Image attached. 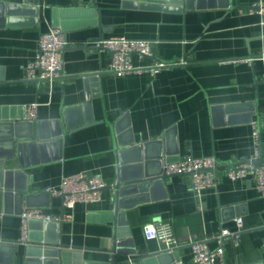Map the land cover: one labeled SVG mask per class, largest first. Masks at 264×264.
<instances>
[{
	"label": "crops",
	"instance_id": "1",
	"mask_svg": "<svg viewBox=\"0 0 264 264\" xmlns=\"http://www.w3.org/2000/svg\"><path fill=\"white\" fill-rule=\"evenodd\" d=\"M10 1L17 5H0V116L23 117L28 123V103H39L34 137L21 140V151L16 148L17 157L27 164L20 183L37 194L80 172L100 173L108 183L100 201L77 203L73 210L63 206L60 196L35 198L45 202L39 207L47 213H73L72 220L63 221L62 232L56 223L47 231L51 243L62 233L63 264L110 262L115 233L118 240L131 238L139 253L161 252L163 244L146 238L145 225L167 220L181 244L174 251L176 259L195 264L189 239L209 238L215 247L213 236L222 227L235 229L239 217L244 231L238 244H227V263L264 264V196L251 176L231 179L223 169L253 156V119L261 122L264 158V27L260 15L248 10L260 0H190L189 7L187 0L180 7L166 0ZM94 2L99 10L95 17L84 9ZM35 5L40 6L39 15L27 8ZM63 8L70 15L63 75L52 81L26 80L25 66L37 54L41 33L54 26ZM112 35L151 41L153 56L134 53V65L183 62L156 73L110 72V52L99 42L100 36ZM86 74L93 75L90 82ZM88 97L89 106L75 107L86 104ZM65 108H72L66 116ZM124 112L129 115L123 127L132 131L122 140L132 135L136 142L148 143L145 153L163 154L153 160V172H162L166 161L214 156L220 167L217 186L196 193L191 175L176 174L125 199L126 208L115 220V190L108 187L114 183L116 165L110 124ZM88 117L96 121L76 127ZM68 124L75 128L66 130ZM10 129L0 126V147L11 144ZM25 208L30 207L13 197L0 211V243L19 245L16 261L25 246L20 216ZM38 225L29 224V235L43 238ZM3 250V257L11 256V248ZM134 257L117 255L120 261L130 260L125 264H132Z\"/></svg>",
	"mask_w": 264,
	"mask_h": 264
},
{
	"label": "built area",
	"instance_id": "2",
	"mask_svg": "<svg viewBox=\"0 0 264 264\" xmlns=\"http://www.w3.org/2000/svg\"><path fill=\"white\" fill-rule=\"evenodd\" d=\"M249 13L260 15V24L264 27V1L260 0L251 4ZM99 44L109 50L110 60L107 70L118 74L152 70L156 73L163 67H170L183 61L167 62L159 60L150 66L134 65L133 55L139 54L143 57L153 56L151 41L148 39L130 38L125 35H112L104 38ZM70 45L66 32L60 26H50L49 31L42 32L36 56L25 66L24 78L26 80H48L52 81L63 75V53ZM264 55V53H263ZM251 60V59H248ZM38 102L28 103L25 119L34 121L38 115ZM253 140L255 152L249 159L240 160L225 166L224 171L231 179L246 178L251 176L257 191L264 196V162L256 164L255 161L262 157L261 151V122L252 120ZM220 169L219 162L214 156L189 155L174 162H167L163 166V174L171 177L176 174H188L192 178V189L201 193L207 188L217 186V172ZM108 183L100 173L80 172L62 177L57 187L50 186L46 190L53 196L62 197L63 206L73 210L77 203H94L103 197V190ZM22 220V241L29 237V222L41 220L43 222L70 221L73 218L71 211L61 215L45 212L41 207L25 208L20 214ZM236 228L222 227L213 236L216 246L209 244V238H190L189 245L193 254L195 264H228L226 260L227 244L234 242L238 244L244 231L245 222L242 217L236 218ZM145 236L154 239L162 245V251L174 252L181 244L176 235L174 225L171 221H159L145 225ZM174 264H184L182 259H176Z\"/></svg>",
	"mask_w": 264,
	"mask_h": 264
},
{
	"label": "water",
	"instance_id": "3",
	"mask_svg": "<svg viewBox=\"0 0 264 264\" xmlns=\"http://www.w3.org/2000/svg\"><path fill=\"white\" fill-rule=\"evenodd\" d=\"M185 0H166L167 3L172 5H176L177 7L182 6ZM187 0V7L188 6ZM137 3V2H136ZM146 3V2H144ZM0 5L6 6H14L17 5L10 0H0ZM19 5V4H18ZM93 7L84 8L85 10H89L94 17L95 12L99 10L94 2ZM141 5H145L141 3ZM33 12L40 13V6L35 5L33 7H27ZM66 8L59 10V19L55 20L54 26H60L64 31L69 29L70 26L67 24V18L70 17L67 14ZM80 9V8H79ZM82 9V10H84ZM73 10V9H72ZM94 24H99V20L94 18ZM101 30L103 28L102 23L99 24ZM100 39L103 40V36H100ZM68 48V47H67ZM66 48V49H67ZM65 49V50H66ZM64 50V51H65ZM93 75L86 74L85 80L87 82L91 81V77ZM91 98L88 97L86 104H81L77 107H87L91 104ZM74 107V108H75ZM72 108H65V116L66 112ZM128 112H124L122 117L115 123H111L110 126L113 130V134L115 139L114 145V153L116 156V165H115V180L111 187L115 190L114 195V206L111 210L112 215L115 220L120 219L122 214L121 209L126 206L123 204L125 199H132L135 194L139 192H145V190L156 183H163L166 181L167 176L162 172H153L151 170V165L153 164V160H156L159 157H163V154L158 156H151L148 153H145V148L147 147L146 142H136L135 138L132 137L126 141H123L122 136H125L128 132L130 133L132 130L129 127H123V121L128 118ZM23 117H15L4 114L0 116V126H4L7 130L10 127L9 133L10 136L14 135L13 140H11V144H8L7 147H0V211L3 210V205L7 207L9 202L13 197L18 199L20 202H26L27 207H39L43 206L44 203L39 201L36 202L35 198H40L41 196L49 194L47 190H43L41 192L32 193L27 191V187L25 184L20 183V179L23 178L26 174V163L21 159L20 154L16 153V148L19 151L22 149V145L25 143L21 141L22 139H32L34 137L33 131V121H28L25 123L22 120ZM94 118L88 117L82 124L76 127H82L94 122ZM27 124L28 127L25 125ZM75 128V125H67L66 130H72ZM63 134V129L59 132ZM56 135V134H54ZM20 140H17V139ZM142 150L143 154L137 155V151ZM264 162V158L261 157L255 161L256 164H261ZM18 189L15 190L16 188ZM3 204V205H2ZM2 205V206H1ZM33 222H38V226L40 228L43 227L44 236L39 238H34L31 234L29 235L27 241H23L25 243L24 250L22 254L19 256L20 258L16 261V252L19 250V245H9L0 243V264H63L64 261V253L62 249L65 247L62 241V233L57 240L52 243L47 238V231L50 228L51 224L56 223L59 226L60 232L63 230V221L60 222H43L41 220H31L29 224ZM134 243L132 239L129 237L124 240H118L117 234H114L113 245L110 251L112 252V259L110 262H86L85 264H125L130 260H118V254H128L134 255L135 257L131 259L132 264H173L176 260L175 252L161 251L155 253H139L136 248H134ZM6 247L11 248L12 253L10 257H3V253Z\"/></svg>",
	"mask_w": 264,
	"mask_h": 264
}]
</instances>
